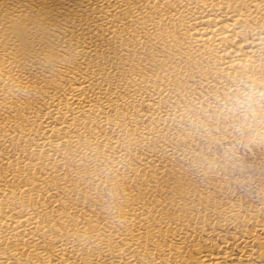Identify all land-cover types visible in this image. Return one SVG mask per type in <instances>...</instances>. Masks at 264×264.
Masks as SVG:
<instances>
[{"label": "bare ground", "instance_id": "bare-ground-1", "mask_svg": "<svg viewBox=\"0 0 264 264\" xmlns=\"http://www.w3.org/2000/svg\"><path fill=\"white\" fill-rule=\"evenodd\" d=\"M63 1L0 0V142L14 147L0 157V264H264L263 199L222 203L192 193L182 169L153 172L176 154L165 140L190 141L210 115L183 124L188 103L171 102L186 68L131 65L145 36L176 30L170 45L215 89L213 111L264 149V0ZM31 71L40 90H29ZM140 150L163 197H141Z\"/></svg>", "mask_w": 264, "mask_h": 264}, {"label": "rangeland", "instance_id": "rangeland-1", "mask_svg": "<svg viewBox=\"0 0 264 264\" xmlns=\"http://www.w3.org/2000/svg\"><path fill=\"white\" fill-rule=\"evenodd\" d=\"M75 0H64L63 5H70ZM50 4V3H49ZM51 5V4H50ZM54 13L60 11V5H51ZM176 21V18L174 19ZM155 31L154 28L147 29V32ZM136 33H134V37ZM147 45L144 50L136 51L137 54H133L138 57L141 61L131 60V65L135 70L136 74L146 75L148 72L155 71L157 64L163 63L165 61L175 63L177 60L181 61L182 66L186 68L184 74L186 78L181 76L182 72L178 70L180 78L175 79V83L171 85L173 87L175 97L171 99V102L177 106H182V104L188 103L189 114L183 116V124L191 120L193 116H198L200 120H203L204 115L209 113L206 125L200 131L193 133L189 140H186L184 133V140H172L171 142L165 140L166 143L173 146L176 154L173 159H169L166 155H159V160L153 161V172L155 176L160 178L161 174L169 175L170 170L176 171L182 169L186 172L185 179H187V185L196 186L200 189H191L192 193H197L206 189L207 192H212L214 199L219 202H224L227 199L233 201H240L242 204L248 202H254L259 204V202L264 200V149L257 143L249 141L245 138V132L239 129H230L228 125V120H232L233 117L229 115H223L213 111L214 103L211 102L210 94L214 88H210L204 85L203 76L199 73L202 72L196 66H191L192 61H187L189 59V54L185 49L178 47H172L170 44L176 42L177 31H162L157 35L156 39L152 37L147 39ZM175 40V41H174ZM176 49V50H175ZM154 55L156 58L155 62H152L149 58L150 55ZM141 55V56H140ZM191 55V54H190ZM191 57H193L191 55ZM197 57V56H196ZM61 67V64L52 65L51 72L56 73L57 69ZM48 66L43 67L45 70ZM34 71V70H33ZM33 71L29 72L31 76V83L29 85V90L32 87L35 88L39 84L35 83L36 79ZM48 77V76H47ZM45 78L48 85L51 86V78ZM65 81L64 78H61ZM184 84L191 85L190 90L183 88ZM32 86V87H31ZM41 87H37L40 90ZM224 89L220 91V96L224 101H228L224 95ZM21 95V94H20ZM199 97L202 101L200 105L194 106L195 98ZM20 99V96L17 97ZM190 99V100H188ZM189 101V102H187ZM210 101V102H209ZM209 102V104H206ZM233 103L235 101H232ZM254 104H259L257 101H253ZM263 105L264 103L260 102ZM12 112L15 111L23 112L21 105L15 99ZM140 112H149L148 107L145 105L139 106ZM225 116V117H224ZM227 117V118H226ZM8 116L6 112L0 113V125L2 122L7 120ZM140 121V120H139ZM142 121V120H141ZM145 124V121H142ZM243 125V119L237 123ZM2 128V127H1ZM0 128V130H1ZM6 140L0 142V157L5 156L11 158L14 156V147L12 145L7 146ZM19 147V145H17ZM157 147H160L157 144ZM181 152H185L181 154ZM145 150L137 151L136 156L131 157L132 161L136 162L139 166V171L136 174V181L138 187H140L141 197L146 199L148 195L151 198L162 197L166 194L167 189L165 186H158L156 181L151 176V167L146 168L143 172L140 167L146 161ZM3 170V166L0 167V171ZM170 176V175H169ZM161 183V182H160ZM163 184V183H161ZM156 185L162 188V191H156ZM136 189L134 190V192ZM194 199V197H193ZM199 207L203 208V204H198Z\"/></svg>", "mask_w": 264, "mask_h": 264}]
</instances>
